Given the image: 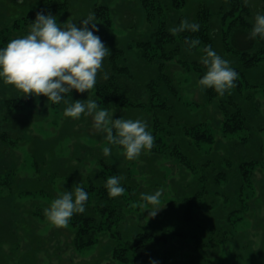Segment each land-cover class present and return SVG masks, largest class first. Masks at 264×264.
Here are the masks:
<instances>
[{"label":"rangeland","instance_id":"rangeland-1","mask_svg":"<svg viewBox=\"0 0 264 264\" xmlns=\"http://www.w3.org/2000/svg\"><path fill=\"white\" fill-rule=\"evenodd\" d=\"M173 1L153 0L164 6L174 27L193 21L199 7L210 10L211 48L243 74L223 97L198 88L206 72L200 63L203 46L175 51L168 60L155 48L143 58L141 44L153 40L159 17L149 18L142 0H0V34L12 39L28 34L31 24L23 25V18L43 7L59 9L57 17L50 14L58 24L77 26L96 7H106L110 23L95 16V35L110 55L91 98L100 109L114 112L113 120L142 119L153 136L163 139L160 152L151 149L128 161L119 146L108 145L104 134L92 129L91 117L67 118L63 101L20 97L0 81V264H264V60L246 68L226 47L219 11L227 10V0H186L179 9L172 8ZM262 5L250 8L251 20L264 14ZM115 50L124 51L115 61L117 68L124 67L122 83L136 92L132 100L145 103L144 90L156 81L166 91L168 111L160 110L162 99L154 107L98 103L96 86L105 73L109 77ZM161 74L172 87L159 79ZM88 95L73 91L64 100ZM227 111L240 126L234 132L224 126ZM201 131L209 140L197 139ZM104 147L112 149L110 156L103 155ZM244 163L249 164L242 169ZM114 175L122 177L125 192L110 198L105 183ZM77 184L88 193L85 211L97 221L99 201L116 207L113 224L104 222L92 246L77 241L73 217L67 228L57 229L44 216L58 194ZM158 190L162 209L151 218L152 206L141 207L140 196ZM116 232L121 241L112 237ZM146 234L161 238L147 240L148 255L125 245ZM119 245L130 252L129 261L116 258Z\"/></svg>","mask_w":264,"mask_h":264},{"label":"clouds","instance_id":"clouds-1","mask_svg":"<svg viewBox=\"0 0 264 264\" xmlns=\"http://www.w3.org/2000/svg\"><path fill=\"white\" fill-rule=\"evenodd\" d=\"M247 5L248 0H244ZM95 14L89 13L80 26L71 21L58 24L56 17L38 12L31 23L27 35L12 39L6 47L0 49V81L11 87L20 97H45L47 102L67 105L63 115L78 120L81 116L92 118V129L103 133L108 145L119 146L122 155L128 161L137 160L142 153L150 152L154 147V136L142 119H112L113 113L100 109L91 98L97 77L103 70L104 60L110 55L109 49L99 36L94 22ZM199 25L181 20L178 26L169 29L172 35L184 31L196 32ZM259 37L264 40V14L257 13L249 33V39ZM189 50L200 44L199 39L185 40ZM200 63L206 72L198 80V88L203 91L212 89L223 97L236 84L238 73L231 67L230 61L218 55L210 45L203 47ZM103 79H108L107 73ZM75 91L87 93L86 100L65 101V96ZM112 149H102L105 157ZM120 176H111L106 180L105 188L110 198L124 194ZM161 191L154 194H141L144 201L141 207L152 206L148 216L154 218L160 207ZM88 193L79 184L71 191L58 194L50 206L44 209L49 224L57 229H65L75 214L85 212ZM155 264V262H153Z\"/></svg>","mask_w":264,"mask_h":264},{"label":"trees","instance_id":"trees-1","mask_svg":"<svg viewBox=\"0 0 264 264\" xmlns=\"http://www.w3.org/2000/svg\"><path fill=\"white\" fill-rule=\"evenodd\" d=\"M143 5L145 9L148 12L149 18H155L159 17V21L157 28L155 29L152 38L153 40L150 42H146L141 44L142 52H143V58L146 57V54L150 50H154L155 48H158L162 50L163 52V58L165 60H168L170 56L173 54V52L177 51L180 52L181 49H189L188 45L185 44V40H194L199 39L200 44L196 46V48L191 49L195 50L200 46H208L211 45V29H210V20H211V14L210 10L206 7H199L197 10V14L193 21L196 24L199 25V29L196 32L191 31H184L177 35H172L169 31L170 28L174 27L171 24H168L165 16H164V9L161 6L154 3L153 0H142ZM186 0H174L172 3L173 9H179L184 6V2ZM255 0H248L247 5H245L244 0H227L228 8L227 10L220 9L219 13L222 15L221 18V25L222 29H224L222 35L226 37V39H229L225 44L228 50L233 53L234 55H237L239 59L242 61V65L246 68H251L256 63L264 60V40H261L259 37L256 39H249V33L251 31V28L253 26L254 21L251 20L250 15V8L253 6L254 10H257L261 7H259V2L261 1L262 10H264V0H257L255 2V5L253 4ZM172 2V0H171ZM259 7V8H258ZM38 12H43L45 15L49 14H59V9L51 10L49 8H41L35 12L28 13V15L23 18V25H29L32 22H34L36 18V14ZM107 13L106 7H96L95 9V16L99 17L102 15L104 22L106 24L110 23V20L105 15ZM152 22V20H151ZM190 22V23H191ZM2 32V31H1ZM12 37L8 34H4L2 32L0 34V49H3L7 46V44L11 41ZM171 46L172 48L168 50V47ZM176 53V52H175ZM124 54V51L121 50H115L113 55L110 57V75L108 79H106L104 82L98 84L96 86V96L98 103L100 104H108L114 100H120L123 104H126L130 107H154V101L162 99L159 107L160 110L168 111L169 106L166 102L167 97L165 95L166 91L163 89H160L159 86L160 83L151 82L148 83L146 86V89L144 90V94H146V101L145 103H142V101H135L132 100L130 95L136 94V92L131 91L130 87L122 83V77H125L123 72V68H117L115 59L122 56ZM150 62V60L148 61ZM238 75H243L238 71L237 69H234ZM126 78V77H125ZM238 78V77H237ZM159 79L166 83V86L171 85L170 79L165 75H159ZM171 82V83H170ZM236 84H238L237 80L235 81ZM172 87V85H171ZM131 92V93H130ZM144 94L140 91L139 95L144 96ZM241 112V109H238L235 113ZM243 116V115H242ZM234 115L232 113L228 114V111L226 113L224 126L228 132H234L236 131V124L232 121ZM170 118L167 117V121H169ZM170 133V132H168ZM154 138L156 139L154 141V147L152 148L153 152H160L159 149L163 144V139L160 136H156V133L154 132ZM197 139H199L202 142H205L208 139V136L205 132L201 131L197 133ZM178 157L184 158L182 156V153L177 147L176 151ZM249 164V163H248ZM248 164H241L242 169L247 167ZM104 190V188H102ZM100 202V201H99ZM96 205L98 208V213L102 215L100 218V222L96 220L95 215H89L86 211L83 214H75L73 216L74 222L73 224L77 225L78 228V235H77V241L82 246H92L95 242V235L97 232L102 230L104 222L107 223L110 222L113 224L111 219L113 218V214L116 211V207L111 205L110 203H99ZM113 206V207H111ZM113 208V209H111ZM113 238L116 237L117 240H120L119 233H114L112 236ZM145 240H144V239ZM161 239L160 237H157L155 235L146 234L144 236H138L135 237V240L126 242L125 245L128 246L130 249H134L136 252H139L141 249L140 254L148 255L149 251L147 248V240H154L157 241ZM121 241V240H120ZM115 256L116 258H122L124 261H129L131 256L130 252L127 248H122L121 245L118 246L115 250ZM127 256V257H126Z\"/></svg>","mask_w":264,"mask_h":264}]
</instances>
